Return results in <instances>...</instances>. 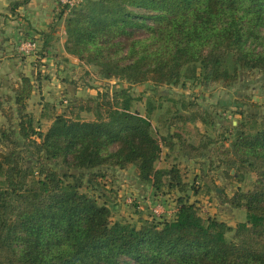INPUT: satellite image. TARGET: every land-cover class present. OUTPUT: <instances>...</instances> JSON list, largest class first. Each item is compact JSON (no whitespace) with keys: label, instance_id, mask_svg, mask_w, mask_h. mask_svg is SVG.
Segmentation results:
<instances>
[{"label":"trees","instance_id":"trees-1","mask_svg":"<svg viewBox=\"0 0 264 264\" xmlns=\"http://www.w3.org/2000/svg\"><path fill=\"white\" fill-rule=\"evenodd\" d=\"M27 2L13 1V10ZM68 10L66 52L106 78L231 86L245 71L264 74V0H59L58 16ZM35 85L33 77L21 75L6 98L8 124L0 125V264H264L260 103L235 102L241 118L228 125L233 139L224 148H214L211 136L194 144L177 134L183 155L201 166L212 152L225 175L239 181L255 175L252 188L222 194L224 203L246 214L232 226L189 202L193 189L179 166H156L163 148L173 149L172 134L159 135L151 111L132 110L127 88L112 97L107 92L94 119L65 110L52 116L45 131L46 111L36 117L28 109ZM189 105L183 102L170 125L205 120ZM130 165L137 167L141 186L151 183L159 191L167 182L179 191L175 217L140 224L114 220L109 204L84 190L102 192L99 177Z\"/></svg>","mask_w":264,"mask_h":264},{"label":"rangeland","instance_id":"rangeland-1","mask_svg":"<svg viewBox=\"0 0 264 264\" xmlns=\"http://www.w3.org/2000/svg\"><path fill=\"white\" fill-rule=\"evenodd\" d=\"M66 14L69 15V10L66 11ZM66 14L65 16H67ZM33 54L36 52L28 54V56ZM60 62L57 63L54 60L53 67L48 69L50 73H46V71L40 73L41 80H46L43 91H37L29 101L28 109L36 117H40L42 110L47 113V117L43 118L41 122L43 130L49 129L54 114L62 113L65 110L68 112L73 110V113L69 114L70 116L77 113L82 120H92L96 117L98 103L100 105L108 96L105 95L107 92H110L109 96L112 97L114 90L127 88L134 97L132 110H137L142 115L149 114L151 111V120L153 126L160 131L159 135L162 136L168 132L172 134L171 140L174 147L171 150L167 147L163 148L162 156L156 166L166 170H169L173 164L179 166L185 179L195 191L194 196V193L189 195V202H195L202 215L216 216L232 226L246 220L243 209L233 208L228 203L220 202L217 200V196L222 200L223 193L231 196L238 187L245 191L252 188L255 175L246 173L244 181L225 175L221 168L216 167L217 160H219L218 154L212 152L207 158L206 165L201 166L195 160H190L183 155L179 147L180 138L177 134H181L194 144H198L206 135L215 139L214 148H224V146L230 145L233 139V130L228 125L231 122L233 125L236 124L241 118L235 102H258L262 105L261 111L264 112L263 73L245 71L240 79L231 86H226L223 83H202L194 79H184L179 84L155 86L151 82L135 84L118 77H103L97 66L85 64L80 59L77 62L68 61L67 67L59 72ZM55 76L57 77L55 78ZM43 93L44 95H42ZM1 98L0 102H3L4 99L1 101ZM183 102L187 105L190 102L189 110L199 111L205 120L196 122L178 120L171 124L172 128H169L175 113L178 110H184ZM50 104L55 107L50 108L48 106ZM8 105L5 99L4 109L0 110V125L8 124L5 115V111L9 109ZM100 109L104 115L107 114L105 107H100ZM137 173V167L134 165H130L126 169H111L107 171L106 176L98 178L100 186L103 187L102 192L91 188H84V190L97 196L100 202L106 201L113 210L114 220L120 219L140 224L142 220L175 217L177 214L176 201L179 196L176 190L170 189L167 182L163 183L164 185L159 191L151 183L141 186L137 181ZM205 174H208L206 180ZM207 180L211 185L221 188V191L218 193L216 190L211 192L207 189V183H209ZM157 208H161L160 214L156 211Z\"/></svg>","mask_w":264,"mask_h":264},{"label":"crops","instance_id":"crops-1","mask_svg":"<svg viewBox=\"0 0 264 264\" xmlns=\"http://www.w3.org/2000/svg\"><path fill=\"white\" fill-rule=\"evenodd\" d=\"M13 1L15 0H0V97H2L1 101L4 99L0 102L2 107H4L5 99L14 95L13 89L18 86L21 75L25 74L34 78L36 85L33 97L37 91H43L44 83H46V80H41L40 73L42 71L48 73L50 71L48 69L54 65V60L57 63L61 61L59 72L67 67L68 61H79L65 50L66 16H58L59 0H29L15 10H13ZM31 38L38 43V50L36 54L28 56L19 51V44ZM44 45H46L45 48ZM55 69H57L56 66ZM208 182L207 189L211 192L221 191V188ZM176 192L179 194L178 190ZM191 193L195 195L194 190H190L189 195ZM217 200L222 202L219 196Z\"/></svg>","mask_w":264,"mask_h":264},{"label":"built area","instance_id":"built-area-1","mask_svg":"<svg viewBox=\"0 0 264 264\" xmlns=\"http://www.w3.org/2000/svg\"><path fill=\"white\" fill-rule=\"evenodd\" d=\"M63 3H73L72 0H62ZM19 51L23 54H31L37 51V42L32 39L23 40L19 44ZM161 209V208H160ZM159 208L156 209L158 214H160L161 210Z\"/></svg>","mask_w":264,"mask_h":264}]
</instances>
